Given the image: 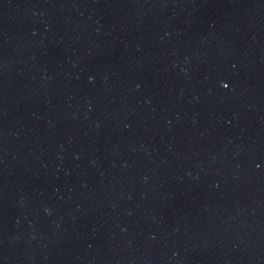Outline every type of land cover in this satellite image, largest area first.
I'll use <instances>...</instances> for the list:
<instances>
[{
  "label": "water",
  "instance_id": "1",
  "mask_svg": "<svg viewBox=\"0 0 264 264\" xmlns=\"http://www.w3.org/2000/svg\"><path fill=\"white\" fill-rule=\"evenodd\" d=\"M0 264H264V0H0Z\"/></svg>",
  "mask_w": 264,
  "mask_h": 264
}]
</instances>
